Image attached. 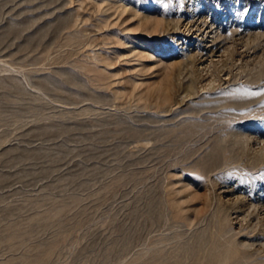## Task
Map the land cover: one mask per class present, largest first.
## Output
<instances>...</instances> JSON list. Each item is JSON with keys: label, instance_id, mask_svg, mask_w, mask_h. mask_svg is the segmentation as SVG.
<instances>
[{"label": "rangeland", "instance_id": "rangeland-1", "mask_svg": "<svg viewBox=\"0 0 264 264\" xmlns=\"http://www.w3.org/2000/svg\"><path fill=\"white\" fill-rule=\"evenodd\" d=\"M0 264H264V0H0Z\"/></svg>", "mask_w": 264, "mask_h": 264}, {"label": "bare ground", "instance_id": "bare-ground-1", "mask_svg": "<svg viewBox=\"0 0 264 264\" xmlns=\"http://www.w3.org/2000/svg\"><path fill=\"white\" fill-rule=\"evenodd\" d=\"M135 12H138V10L136 9ZM147 18V17H146ZM142 20V19H141ZM148 29V27L146 28V30ZM149 30V29H148ZM238 100V99H237ZM247 100V99H246ZM243 103V102H242ZM240 105V104H239ZM211 250V249H210ZM211 255V254H210Z\"/></svg>", "mask_w": 264, "mask_h": 264}]
</instances>
